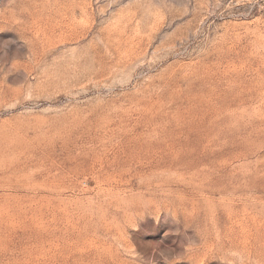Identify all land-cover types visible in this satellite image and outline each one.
<instances>
[{"label":"rangeland","instance_id":"obj_1","mask_svg":"<svg viewBox=\"0 0 264 264\" xmlns=\"http://www.w3.org/2000/svg\"><path fill=\"white\" fill-rule=\"evenodd\" d=\"M0 264H264V0H0Z\"/></svg>","mask_w":264,"mask_h":264}]
</instances>
